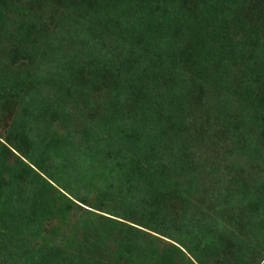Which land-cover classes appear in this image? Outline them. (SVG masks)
<instances>
[{
  "label": "rangeland",
  "instance_id": "1",
  "mask_svg": "<svg viewBox=\"0 0 264 264\" xmlns=\"http://www.w3.org/2000/svg\"><path fill=\"white\" fill-rule=\"evenodd\" d=\"M0 264H264V0H0Z\"/></svg>",
  "mask_w": 264,
  "mask_h": 264
}]
</instances>
